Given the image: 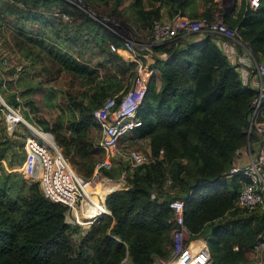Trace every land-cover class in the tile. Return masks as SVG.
<instances>
[{"label": "trees", "instance_id": "16d2710c", "mask_svg": "<svg viewBox=\"0 0 264 264\" xmlns=\"http://www.w3.org/2000/svg\"><path fill=\"white\" fill-rule=\"evenodd\" d=\"M203 1L204 9L190 16L213 18L216 12H222L225 22L240 32L257 59L264 60V0L256 9L247 0L222 9L215 0ZM192 2L132 0V5L142 26L150 31L152 21L162 19L164 10L168 18L186 15ZM55 8L71 20L59 21L55 30L41 26L43 19L53 16L51 10ZM113 10L118 15L117 9ZM8 17L21 21L15 44L20 42L18 36L24 37L21 43L26 56L41 64L42 71V67L53 68L49 76L66 71L74 78L88 79L96 73L88 62L46 44L44 30H54L51 34L57 37L62 31L68 32L70 23L76 24L77 38L80 30L96 25L100 43H106L111 59L122 58L109 48L110 42L121 47L122 39L67 1L0 0V19ZM26 23L37 27L36 32L24 30ZM43 49L46 54L41 53ZM150 49L155 61L145 69L159 71L160 85H156V74L152 73L144 103L137 111L142 123L136 130L149 141L151 158L135 166L127 179L129 184L120 188L122 182L112 189L107 182L108 178H118L122 167L113 164L102 169L108 192L104 203L110 213L94 219L86 233L81 232L80 225L66 220L69 206L48 198L38 181L26 183L22 174L3 169L8 141L1 135L4 126L0 123V264H123L126 257L132 264H151L157 257L167 259L174 248L175 221L169 203L175 199L184 200L191 245L208 240L212 264L256 263L253 248L264 241V209L236 205L246 178L242 174L226 175L238 151L247 144L244 128L257 91L242 80L211 36L177 35ZM122 73L119 69L118 74ZM5 74L8 80L10 71ZM115 85L95 86L87 100L68 90L69 103L56 116L43 112L36 99L20 100L16 92L8 94L5 101L12 107L22 106L30 123L52 133L75 170L89 177L103 157L100 124L92 112L102 103V93L110 89L114 92ZM3 87L0 78L1 92L5 91ZM0 109L7 110L2 102ZM27 147L29 162L26 159L23 173L30 180L35 160L32 148L42 150V146L29 138ZM21 155L25 158L26 151Z\"/></svg>", "mask_w": 264, "mask_h": 264}, {"label": "built area", "instance_id": "2783aa9c", "mask_svg": "<svg viewBox=\"0 0 264 264\" xmlns=\"http://www.w3.org/2000/svg\"><path fill=\"white\" fill-rule=\"evenodd\" d=\"M64 1L82 9L103 27L122 39L121 47L114 42H110L109 48L113 52H119L120 48H122L123 51L132 54V60L136 64L134 69L135 77L127 89L119 94L106 97L92 112L94 118L100 124L99 146L103 150V157L97 162L95 171L91 176L86 177L78 173L63 155L62 149L56 143L53 134L41 131L50 136L48 141L40 138L42 147L51 151V161L54 164L49 176L34 178L35 181H40L43 184V193L48 198H52V200L57 199L70 205L75 204L80 208L83 204L94 205L95 212L94 210L93 212L95 214L91 222L103 213H110L104 203L105 197L102 199L96 192L99 180L98 173L103 174V168H110L114 164V157L118 151L120 139L136 130L142 123L137 116V111L144 103L150 76L152 75V71L145 69V65H150L155 61V53L151 52L150 48L153 45L164 43L177 35L197 34L199 36H211L219 47L226 45V43L230 44V49L223 50L230 63L237 70L242 69V67L248 68L251 73L259 78V83L255 87L257 93L251 102V111L247 116V125L245 126V131L248 135L247 144L238 151V155L226 176L242 174L246 178L237 195L236 205L264 209V60L257 59L240 32L225 22L223 14L216 12L213 18L177 14L168 19H154L150 31L143 34L127 25H122L120 32V17L113 13L98 12L88 0ZM247 1L251 8L256 9L259 7L261 0ZM60 15L64 19H70L66 13H61ZM137 35L142 37V39L138 38ZM2 64L5 67L8 64L7 60L4 59ZM0 78L2 82L6 80V74L2 70H0ZM2 103L7 109L5 120L8 129L15 127L19 122H26V119L19 111L20 107H12L4 100H2ZM32 150L36 159L38 149L35 147ZM150 158V152L145 154L137 149H131L128 153L129 163L133 167L149 161ZM31 165V171L38 168L35 162ZM170 182L171 180L168 179L167 183L169 184ZM169 206L174 213L175 221L172 231L174 248L171 257L173 258L184 251L190 232L184 220V200H172ZM253 251L256 260L255 264H264V241H259L254 246ZM127 259L128 257L124 261ZM157 262L159 264H169L171 260L157 257Z\"/></svg>", "mask_w": 264, "mask_h": 264}, {"label": "rangeland", "instance_id": "374dc122", "mask_svg": "<svg viewBox=\"0 0 264 264\" xmlns=\"http://www.w3.org/2000/svg\"><path fill=\"white\" fill-rule=\"evenodd\" d=\"M88 2L91 3V5H93L94 8L101 13H114L113 9H117L116 13L120 17V32L122 25H127L131 29L134 28L133 30L137 29L139 32L145 30V27L142 26L140 19L136 17L135 7L132 5V0H126L125 2L121 0V2L118 4L115 0H88ZM203 3V0H193L190 5V9L186 10L185 14L191 15L199 8H204ZM233 3L239 6L241 4V0H221L220 2H218V5L221 6L220 9H222ZM21 6L23 7V5ZM50 17L52 18L48 17V19H43L40 25L47 27L48 25H45V23H48L49 25L52 22L55 23L56 21L54 18L56 16L53 15ZM10 19L11 17L0 19V70L5 71V73L7 71H10L11 73L8 76L9 79L3 81V88L5 89V91H0V102H2V100L5 101V99L7 100L8 94H13L14 92H16L18 94V97H20V100H25L28 98L36 99L41 103L43 112L48 115L50 114V112H54L53 116H56L57 114L61 113V107H66L69 103L67 100L68 90H70L72 94L77 95L79 98L85 99L88 96V93H90L92 88H94L95 86H107L111 84L115 85V83L116 85H119L120 83L123 84V79H121L122 75L118 74V61L111 59L106 43L103 45L102 43H100L102 42V40L99 37V34L96 33V25L92 26V29L89 30L85 28L80 30V38H78V42L77 40H75L77 31L76 33L74 31L72 34L68 32V34H71L69 38H64L65 36L61 32L62 34L58 35L57 38L56 36L51 34L54 30H44L47 34L45 36L47 37V39L46 41L44 40L47 45H55L57 48L65 50L66 52L76 56L81 61L88 62L90 64V67L96 69V73L92 74V77H87L88 79L81 77L74 78L71 75L66 74V71H60V74H56V77H49V72L50 70L53 71V68L48 69V66H46V68L42 67V71L40 69L41 64L38 63H35L34 67L30 68L28 61L25 59L26 49L21 43L24 42V37L20 38L18 36L17 40L18 42H20L18 45L15 44L17 37L16 29L17 26L20 25L21 21ZM35 28L37 27L32 28L30 23H26L24 26V30H29L31 32H36ZM144 32L145 34L148 33L147 29ZM134 33H136V31H134ZM20 35L22 36V34ZM137 36L138 38L142 39V37H140L139 35ZM44 51L45 49H43V52L41 53L46 54ZM4 59L8 62L5 67L2 64V61ZM42 64L44 65V63ZM23 71H25V75H22ZM157 71L155 72L157 78L156 85L159 86L160 74L159 71ZM64 74L66 75L64 76ZM43 77H48L45 78L44 82H46L44 84ZM22 92L24 93V95ZM111 93H113L112 90H108V92L106 91V93L103 92L101 99L104 100L106 97L113 95ZM87 99L88 97L86 98V100ZM21 107L19 108V111L24 116L23 109ZM5 114L6 110L0 109V123H2L4 126V130L1 132V135L3 136V139L5 138L8 141L7 148L4 152L6 157L2 159L3 169L6 172L22 174L26 183L33 182L32 178L45 175L49 176L51 173L50 170L54 167V164L51 161V151L47 150L45 147H42V150H38L36 159L34 160V162L37 163L38 168L34 171H31L30 180L25 177L23 173V166L27 159L26 156L28 139L32 138L39 146H42L41 138H43V140L45 141H48L47 138H50V136L41 132L42 130H40L34 124L30 123L25 117L24 118L27 120L26 122H19L17 125H15V127L8 129L6 125L7 122L5 120ZM33 126L40 131L35 130ZM244 129H246V127ZM131 149L140 150L145 154L150 152L149 141L146 138H142L137 130L124 135L120 139L119 148L114 157V164H117V166H121L122 170L118 178L108 179L109 189H112L114 186L121 182L122 183L117 188L127 186V184H129L127 179L134 169V167L130 165L128 159V153ZM23 150L26 151L25 158L21 155ZM128 165L129 170L126 169V166ZM0 174H2V171H0ZM98 175L99 178H103V176H105L101 173H98ZM38 182L41 190L44 192L43 184L40 181ZM99 182L100 186L102 185L101 187L104 191V189L106 188L105 180L104 183H102L101 181ZM53 200L67 204L57 199ZM67 205H69V208L65 212L66 220L80 225L81 232L86 233L90 228L91 221L86 224L80 223L78 220H76L74 214V209H80V207L76 206L75 204ZM191 239L192 238L189 237L188 244L185 245L184 251L178 256V260L181 263L185 261V263L182 264H212L210 253H208L206 247L202 244L199 245L200 248L196 253H191ZM201 255L205 256L204 261L200 260L199 257ZM128 263L132 264L129 259L124 261L123 264ZM170 264L175 263L171 262Z\"/></svg>", "mask_w": 264, "mask_h": 264}, {"label": "crops", "instance_id": "0c3cea01", "mask_svg": "<svg viewBox=\"0 0 264 264\" xmlns=\"http://www.w3.org/2000/svg\"><path fill=\"white\" fill-rule=\"evenodd\" d=\"M216 2H217V6L219 7V8H221V6H219L218 5V2H220L221 0H215ZM204 8H199L198 10H196V13H200L202 10H203ZM58 10V8H55V9H53V10H51V12H53V15H55V16H57L58 18H54L55 19V23L54 22H52L50 25H48L46 28H53L54 30H55V26H57L58 25V22L60 21V22H64V21H69V20H71V18L70 19H64L60 14L62 13V12H58L57 11ZM46 15V17H47V14L48 13H45ZM49 18H52V17H50L49 16ZM162 19H168V16H167V11L166 10H164V12H163V18ZM48 24V23H47ZM71 25V27L68 29V32H70L71 34L75 31V33H76V24L75 23H70ZM76 27V28H75ZM58 30V29H57ZM145 30H142L140 33H145L144 32ZM67 31H62V33H63V35L65 36L64 38H67V33H68ZM62 33H60V35L62 34ZM70 34V35H71ZM69 35V36H70ZM60 38V37H59ZM75 40H77V42H78V38L76 37L75 38ZM222 50H228V49H230V44H228V43H226V45H224V46H222V47H220ZM118 53V52H117ZM122 58H121V60L120 61H118L117 62V66H118V68L119 69H121V72L123 71V73L122 74H120V75H122L121 76V79H123V84L122 83H120L119 85H115V86H113V88L112 89H115L116 87H117V89L113 92V93H111V94H119L121 91H123V90H125V89H127L130 85H131V83H132V81H133V79H134V77H135V71H134V66H133V63H134V61L132 60V54L131 53H129V52H126V51H123L122 50V48H120V51H119V53H118ZM161 56H163V55H161ZM25 59L28 61V63H29V66H30V68H32V67H34V65H35V61L33 60V58L30 56V57H27L26 56V54H25ZM157 71V69L155 68V69H153L152 70V73H155ZM158 72V71H157ZM238 72H239V74H240V76H241V78H242V80L247 84H249L250 86H252L253 88H255L256 87V85H258V83H259V78L255 75V74H253V73H251L250 71H249V69L248 68H243L242 67V69H238ZM156 74V73H155ZM50 77V76H49ZM151 77V76H150ZM44 78V77H43ZM45 78H47V77H45ZM45 78H44V80H45ZM157 79V78H156ZM44 80H43V84L46 82H44ZM119 83V82H118ZM115 87V88H114ZM111 90V89H110ZM47 140H50V138H47ZM99 179H102V178H99ZM104 180L105 179H102V183H104ZM99 181V180H98ZM106 181V180H105ZM107 185L109 186V183L107 182ZM128 185V184H127ZM102 186V185H101ZM103 189V188H102ZM105 193V189H104V191H103V194ZM106 195H107V193H105V197H106ZM86 205L87 204H83L82 206H81V208L82 207H86ZM75 210V209H74ZM203 241L204 242H197V243H194L193 245H191L192 246V249H191V253H196L197 252V250L200 248V244H202L203 246H205L206 247V249H207V251H208V253H210L209 252V245H208V240H206V239H203ZM187 244H188V241H187ZM180 254H178L177 256H174L173 258L171 257L172 256V252H171V255L167 258V260H171V262H174L175 264H182V263H185V261L184 262H180L179 260H178V256H179ZM202 256V257H201ZM199 258H200V260L201 261H204V258H205V256L204 255H201ZM211 256V255H210ZM195 260V259H194ZM170 262V263H171ZM195 262V261H194ZM169 263V264H170ZM151 264H159L158 262H157V258H155L154 259V261L151 263Z\"/></svg>", "mask_w": 264, "mask_h": 264}, {"label": "bare ground", "instance_id": "6f19581e", "mask_svg": "<svg viewBox=\"0 0 264 264\" xmlns=\"http://www.w3.org/2000/svg\"><path fill=\"white\" fill-rule=\"evenodd\" d=\"M34 129L37 130V131H40V130H38L35 127H34ZM31 131H32V129H31ZM99 181L102 182V179H99ZM99 181L97 183L98 186H97V191L96 192L102 197V199H104L105 194H103V189L100 186V182ZM93 199L95 201H97L95 197H93ZM103 208H105V207H103ZM93 210L95 212V206L91 205L89 203L86 205V207L84 206V207H82L80 209L75 208L74 214H75L76 220H78L80 223H84V224L90 222L91 219L94 217V214H95L93 212Z\"/></svg>", "mask_w": 264, "mask_h": 264}, {"label": "water", "instance_id": "95a60500", "mask_svg": "<svg viewBox=\"0 0 264 264\" xmlns=\"http://www.w3.org/2000/svg\"><path fill=\"white\" fill-rule=\"evenodd\" d=\"M27 121V120H26ZM32 180H34V178H32Z\"/></svg>", "mask_w": 264, "mask_h": 264}]
</instances>
